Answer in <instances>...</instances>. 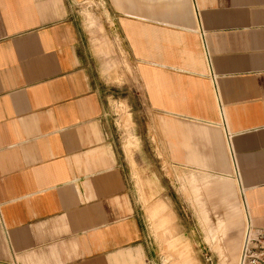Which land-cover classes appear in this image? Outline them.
<instances>
[{"label":"crops","instance_id":"0c3cea01","mask_svg":"<svg viewBox=\"0 0 264 264\" xmlns=\"http://www.w3.org/2000/svg\"><path fill=\"white\" fill-rule=\"evenodd\" d=\"M84 5L152 114L141 188ZM248 221L264 228V0H0V264H239Z\"/></svg>","mask_w":264,"mask_h":264},{"label":"rangeland","instance_id":"374dc122","mask_svg":"<svg viewBox=\"0 0 264 264\" xmlns=\"http://www.w3.org/2000/svg\"><path fill=\"white\" fill-rule=\"evenodd\" d=\"M88 14L95 17L97 23L95 26L89 25ZM80 17L85 21L93 36V41H91L93 54L98 60L97 68L93 67V76L104 92L108 126L119 152L121 164L127 173H131L135 183L141 188L145 183L143 180L147 171L145 168L148 167L147 165H151L150 161H153V159H145V153L141 152L143 144L138 137V124L140 120L143 128L148 116H152V114H149L147 106L143 103L136 64L128 59L129 57L123 50L121 41H113L112 37L108 36V31L102 21V15L95 13L90 7L84 5ZM99 39L109 44L111 48L109 53L104 52V47ZM129 113L131 114L132 123L130 127H127L124 119ZM129 140H134V142L127 147ZM160 164L158 161L155 162L157 167H162L163 171H167L168 168L163 159H161Z\"/></svg>","mask_w":264,"mask_h":264},{"label":"built area","instance_id":"2783aa9c","mask_svg":"<svg viewBox=\"0 0 264 264\" xmlns=\"http://www.w3.org/2000/svg\"><path fill=\"white\" fill-rule=\"evenodd\" d=\"M239 264H264V228L246 225Z\"/></svg>","mask_w":264,"mask_h":264}]
</instances>
